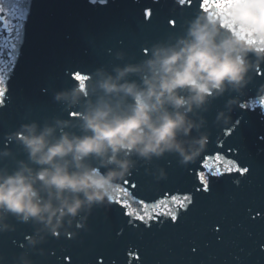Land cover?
Returning a JSON list of instances; mask_svg holds the SVG:
<instances>
[{
  "label": "clouds",
  "instance_id": "1",
  "mask_svg": "<svg viewBox=\"0 0 264 264\" xmlns=\"http://www.w3.org/2000/svg\"><path fill=\"white\" fill-rule=\"evenodd\" d=\"M217 11L189 10L138 58L107 49L112 59L93 66L83 86L65 80L51 88L56 114L7 126L0 236L16 233L13 248L20 236L23 242L20 251L0 252V264H37L33 256L52 255L42 245L89 231L94 209L110 207L126 178L143 168L154 181L166 180L160 160L175 157L187 168L207 150L213 128L232 124L241 97L264 74V0ZM256 93L264 99V82ZM219 99L223 107L210 123Z\"/></svg>",
  "mask_w": 264,
  "mask_h": 264
},
{
  "label": "snow or ice",
  "instance_id": "2",
  "mask_svg": "<svg viewBox=\"0 0 264 264\" xmlns=\"http://www.w3.org/2000/svg\"><path fill=\"white\" fill-rule=\"evenodd\" d=\"M237 0H205V11L212 8L217 9V15L226 14L227 9L231 7ZM181 4H185L186 0H180ZM154 9L146 5L141 10L142 20L147 19V23L151 24ZM25 6L21 0H0V48H4L8 52L9 60L6 65L0 67V100H2L5 94V76L4 72L7 71L9 67H12L14 61L12 56L15 55L16 41L20 38V32L22 25L19 21L25 17ZM66 80L76 81L82 86L87 79V76L82 74L78 69L68 66V75L65 77ZM261 104L264 105V99L261 100ZM202 167L207 169V173H200L193 177V180L199 181V187L193 184V188L197 192L210 193V183L208 180V175L212 176H223L227 172L236 171L241 175H245L248 172V168H243L238 166L237 162L231 159H227L222 155H216L209 157L208 160L203 162ZM127 183V181H125ZM240 183V181H236ZM135 188V185H132ZM117 198L115 203L119 204L121 207L119 209V214L127 216L128 219L125 220L126 225H131L133 229H138V225L133 224L134 220H139L144 225L147 221L152 220L156 216H166L171 222L176 223L181 212L177 211L183 209L187 211L190 205H193L194 198L192 195L183 194L172 196L167 200H160L153 204H147L143 200H137L136 197L129 191L128 188L118 187L116 189ZM169 200L171 203H169ZM139 205V207H137ZM176 205L177 207H172ZM257 216L260 215L259 212L256 213ZM219 230V229H217ZM123 231V229H121ZM71 256V255H69ZM129 256L131 259L127 264H132V260H140L141 258L136 255L135 249L129 250Z\"/></svg>",
  "mask_w": 264,
  "mask_h": 264
}]
</instances>
